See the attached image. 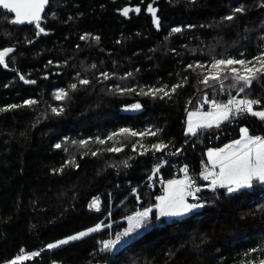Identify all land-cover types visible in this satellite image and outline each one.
I'll use <instances>...</instances> for the list:
<instances>
[{
  "label": "trees",
  "instance_id": "obj_1",
  "mask_svg": "<svg viewBox=\"0 0 264 264\" xmlns=\"http://www.w3.org/2000/svg\"><path fill=\"white\" fill-rule=\"evenodd\" d=\"M241 6L245 11L234 12ZM137 7L140 12L122 14ZM229 15L234 18L224 19ZM11 19L0 10V50L14 49L8 67L0 65V108L8 109L0 111V264L21 249L39 253L23 264H97L109 255L108 264H242L264 258V185L258 182L232 194L204 191L190 200L204 207L182 218L157 221L153 210L147 229L112 252L100 251L102 241L125 227L124 217L153 206L167 181L185 175L180 169L187 167L201 183L208 149L237 139L241 127L264 134V121L247 113L219 128L185 134L188 112L202 111L205 96L226 103L239 90L230 79L223 92L219 82L205 86L204 70L187 66L240 51L258 55L264 0H49L39 35L35 24L14 25ZM21 75L35 83H24ZM81 79L89 83L81 85ZM178 84L183 86L172 92ZM160 88L170 95L141 93ZM59 89L68 93L62 101L54 97ZM241 98L259 100L253 107L260 111L264 80ZM27 100L36 103L25 105ZM137 103L139 111H122ZM52 108L63 111L57 115ZM120 128L159 132L107 140ZM97 137L105 144H97ZM81 140L88 144L81 146ZM161 142L168 147L155 152L151 146ZM113 146L123 150H106ZM94 199L99 211L89 207ZM101 222L111 227L47 250Z\"/></svg>",
  "mask_w": 264,
  "mask_h": 264
},
{
  "label": "snow or ice",
  "instance_id": "obj_2",
  "mask_svg": "<svg viewBox=\"0 0 264 264\" xmlns=\"http://www.w3.org/2000/svg\"><path fill=\"white\" fill-rule=\"evenodd\" d=\"M49 0H0V9L5 10L9 14H14V18L11 19L10 23L14 25L20 24H35L36 28L39 29L37 35L44 32V29L40 26V21L42 18V13L45 12L46 5H48ZM130 11L140 12V8L129 9L125 8L122 10V14L127 16ZM149 13L152 14L153 23L159 26V20L156 16V9L152 5L148 6ZM245 11L243 6L234 9V12L241 13ZM234 17L232 15L226 16L224 19L232 20ZM180 28H173V33L180 32ZM86 36H81V39H86ZM98 39V37L96 38ZM14 49L11 47L4 48L0 50V65L5 68L8 67L7 59ZM51 63V62H50ZM239 65V67H236ZM189 69L195 70L196 68L204 69L205 65L197 63L194 65H188ZM207 74L203 76L200 83L205 86H209L210 83L214 84L219 82L220 91L223 92L224 81L231 80V87H238L237 96L240 93H244L249 89L253 83L257 80H264V45L261 47V51L258 55L252 58V60L247 59H236L232 56L228 58H213L209 65L207 66ZM105 79L109 76L107 73L102 74ZM130 75V74H129ZM20 79L24 83H35V81L25 80L21 75ZM89 83L86 79L79 80V84L87 85ZM183 85L178 84L172 87L171 91L175 92L177 88ZM71 89L75 90L77 88L76 84L70 85ZM117 91L130 92L135 91L134 89H120ZM141 93L144 95H153L157 93H163L164 96H169L170 93L165 91L164 88L160 89H149L145 92L143 89ZM68 93L64 89H59L54 93V97L58 101L66 99ZM237 96H231L226 103H217L215 100H210L205 96L203 104H208L209 110L207 112H188L187 119V129L186 135L195 136L200 130L210 129L212 127L219 128L221 123L229 121L233 117L243 115L245 113L258 117L264 121V110L256 111L254 110V105H258L261 102L259 100L241 98L237 99ZM36 103L34 100H27L24 102L25 105H32ZM20 105H10L8 108H17ZM141 108L139 103L130 106L131 111H136ZM6 108H0V111H6ZM52 111L57 115L63 111L62 108H52ZM159 130H146L145 132H136L129 128H120L118 132L111 133L107 140H113L117 136H145V135H158ZM97 144H105V139L99 137L95 141ZM76 143V141H73ZM81 146H86L88 141H79ZM56 148H61V144H56ZM136 145L133 144V150L135 151ZM143 147V145H141ZM152 149L155 152H162L168 147V145L163 142L153 144ZM108 152H120L123 150L122 147H109L106 149ZM178 151V150H177ZM96 152H92V155H96ZM144 155V152L140 153ZM175 155V153H171ZM208 163L211 164V170L205 167L201 173L200 177L205 181H210L207 187L215 191L217 188L226 189L229 194L236 193L242 189H250L253 187L254 182H258L264 185V136H254L249 133V129L246 127L240 128V138L234 140L230 144L224 145L223 148H218L215 150H209ZM71 164L74 161H68ZM127 166V161L124 162ZM161 165H157L153 168V174L159 171ZM218 169V170H217ZM58 171H62L58 170ZM185 175L183 179L179 180H169L164 184V194L156 197L157 203L151 207L144 208L142 211H136L132 215L124 217L127 222V227L123 231L115 234V238L107 239L102 241V247L100 251L112 252L124 243H127L129 239L133 238L135 235L139 234L141 230L147 229L151 224V214L155 209V218L159 221L162 217H176L183 216L188 213L193 212L196 209L204 207L202 203H188L186 200L187 196H192L193 199H198L195 193L200 191V188L195 184L194 177L188 175V168L184 167L180 169ZM151 179V177L149 178ZM135 192V189L133 190ZM99 211L100 204L98 199H94L89 205ZM104 227H111V225H105L103 222L96 224L94 227L88 228L85 231H81L74 235L67 237L66 239L59 240L55 243L47 245L48 249H54L61 245L68 244L71 241H77L83 237L89 236L91 233L100 232ZM256 249L250 250L246 255H250L255 252ZM39 255L38 252H33L30 254H25L24 250L21 249V254L17 255L8 264H23V261L31 260L33 257ZM242 264H264V258L258 260H248L242 262Z\"/></svg>",
  "mask_w": 264,
  "mask_h": 264
},
{
  "label": "built area",
  "instance_id": "obj_3",
  "mask_svg": "<svg viewBox=\"0 0 264 264\" xmlns=\"http://www.w3.org/2000/svg\"><path fill=\"white\" fill-rule=\"evenodd\" d=\"M240 53H241V52H240ZM240 53H239V54H240ZM239 54H238L236 57H238ZM242 54H243V53H242ZM242 54H241V55H242ZM234 57H235V56H234ZM238 59H242V58H238ZM209 107H210V106H209L208 104H203V102H202L201 105H200V109H201L202 111H204V112H207V111L209 110ZM261 110H264V105L262 106ZM255 136H264V134H257V135H255ZM205 167H207V168L210 169V170H211V168H212V166H211L207 161L204 160V161H202V164H201V170H200L199 174L201 173V171H202ZM217 170H218V169H217ZM188 175L191 176V177H194L195 184L200 188V191L197 192V193H195L196 197H198V196H199L202 192H204V191H209V190H211V188L207 187V185L210 183V181H205V180H203V179L201 178V183H199V182L197 181V179H196L197 174L189 173ZM183 178H184V175H182V176H178V175H176V176L174 177L175 180H176V179H183ZM174 179H173V180H174ZM153 184H154V183H151L150 185H153ZM186 200H187L188 202H190V200H193V197H192V196H187V197H186ZM136 211H138V210H136ZM136 211H134V212H136ZM134 212H132V213L129 214V215H132ZM125 223H126V225H125L124 228L127 227V222H126V220H125ZM124 228H123L121 231H123ZM121 231H120V232H121ZM113 238H115V234H114V235H111L109 239H113ZM109 260H110V255H109V257H108V259H107L106 261H104V262H102V263H97V264H108Z\"/></svg>",
  "mask_w": 264,
  "mask_h": 264
},
{
  "label": "rangeland",
  "instance_id": "obj_4",
  "mask_svg": "<svg viewBox=\"0 0 264 264\" xmlns=\"http://www.w3.org/2000/svg\"><path fill=\"white\" fill-rule=\"evenodd\" d=\"M241 52V53H240ZM240 52H237V53H233V54H230L229 56H232V57H234V58H236V59H238V58H242V59H247V60H252V58L253 57H255V56H251V57H249L244 51H240ZM240 53V54H239ZM243 53V54H242ZM239 54V56L238 57H236L237 55ZM242 54V55H241ZM229 56H227L226 58H228ZM225 58V59H226ZM212 59H210V60H205V61H203V62H201V64H204L205 65V68L203 69L204 70V73H205V75L207 74V71H206V69H207V66L209 65V63H210V61H211ZM197 63H200V62H196V64ZM195 64V65H196ZM236 67H239V65H237ZM133 105V104H132ZM130 106L131 105H129V106H127V107H124L123 109H122V111L124 112V113H135V112H137V111H139V110H136V111H131V110H129L130 109ZM192 112H197V111H192ZM199 112H204V111H199ZM187 119H188V115H187V118H186V124H185V133H186V129H187ZM242 128V127H241ZM190 135V134H189ZM240 138V130H239V137L237 138V139H239ZM237 139H235V140H237ZM234 141V140H233ZM233 141H230V142H228L227 144H230V143H232ZM224 146H222V147H220V148H223ZM215 149H218V148H210V149H208V151H206V154H205V160L206 161H208V155H207V153L209 152V150H215ZM210 164V163H209ZM176 180H179V179H176ZM149 186H152V185H149ZM163 189H164V186H163ZM163 189H162V192L161 193H159L156 197H158V196H161V195H163L164 194V191H163ZM156 197H155V204L157 203V200H156ZM188 202V201H187ZM188 203H191V202H188ZM154 204V205H155ZM155 210V209H154ZM139 211H142V210H139ZM195 211V210H194ZM190 213H188V214H186V215H183V216H176V217H162V218H166V219H171V218H182V217H185V216H187V215H189ZM67 238V237H66ZM66 238H64V239H66ZM62 240V239H61ZM59 241V240H58ZM57 242V241H56ZM72 242V241H71ZM55 243V242H54ZM70 243V242H69ZM66 245V244H65ZM62 246H64V245H61V246H59V247H62ZM59 247H57V248H59ZM57 248H54V249H48L47 248V250H49V251H52V250H55V249H57ZM33 253V252H32ZM30 254V253H29ZM243 262H246V261H243ZM3 264H8V262H6V263H3Z\"/></svg>",
  "mask_w": 264,
  "mask_h": 264
},
{
  "label": "water",
  "instance_id": "obj_5",
  "mask_svg": "<svg viewBox=\"0 0 264 264\" xmlns=\"http://www.w3.org/2000/svg\"><path fill=\"white\" fill-rule=\"evenodd\" d=\"M47 6H48V5H46V8H47ZM46 8H45V9H46ZM0 10H2V9H0ZM2 11L5 12V13H7L5 10H2ZM8 14H9V13H8ZM43 14H44V13H42V16H43ZM10 15H12L13 18H14V14H10ZM33 24H34V23H33ZM20 25L30 26V25H32V24H20Z\"/></svg>",
  "mask_w": 264,
  "mask_h": 264
},
{
  "label": "crops",
  "instance_id": "obj_6",
  "mask_svg": "<svg viewBox=\"0 0 264 264\" xmlns=\"http://www.w3.org/2000/svg\"><path fill=\"white\" fill-rule=\"evenodd\" d=\"M208 162V161H207ZM211 165V164H210ZM166 184V183H165Z\"/></svg>",
  "mask_w": 264,
  "mask_h": 264
}]
</instances>
